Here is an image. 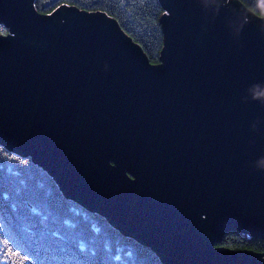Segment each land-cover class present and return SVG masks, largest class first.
<instances>
[{
  "label": "water",
  "instance_id": "1",
  "mask_svg": "<svg viewBox=\"0 0 264 264\" xmlns=\"http://www.w3.org/2000/svg\"><path fill=\"white\" fill-rule=\"evenodd\" d=\"M163 1L156 65L105 13L0 0V143L165 264H264L218 245L264 238V17Z\"/></svg>",
  "mask_w": 264,
  "mask_h": 264
},
{
  "label": "trees",
  "instance_id": "2",
  "mask_svg": "<svg viewBox=\"0 0 264 264\" xmlns=\"http://www.w3.org/2000/svg\"><path fill=\"white\" fill-rule=\"evenodd\" d=\"M39 12L63 6L107 14L162 64L163 0H33ZM264 17L263 0H241ZM10 30L0 24V36ZM218 245L264 255V238L232 230ZM0 264H165L161 255L122 232L105 215L69 197L31 157L0 143Z\"/></svg>",
  "mask_w": 264,
  "mask_h": 264
},
{
  "label": "snow or ice",
  "instance_id": "3",
  "mask_svg": "<svg viewBox=\"0 0 264 264\" xmlns=\"http://www.w3.org/2000/svg\"><path fill=\"white\" fill-rule=\"evenodd\" d=\"M249 2H251V0H249Z\"/></svg>",
  "mask_w": 264,
  "mask_h": 264
}]
</instances>
